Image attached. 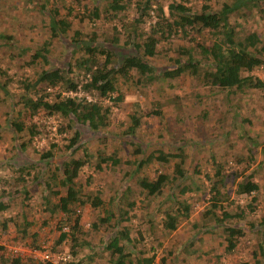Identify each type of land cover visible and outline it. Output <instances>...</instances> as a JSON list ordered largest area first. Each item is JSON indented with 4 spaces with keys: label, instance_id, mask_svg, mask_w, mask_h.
I'll return each instance as SVG.
<instances>
[{
    "label": "trees",
    "instance_id": "1",
    "mask_svg": "<svg viewBox=\"0 0 264 264\" xmlns=\"http://www.w3.org/2000/svg\"><path fill=\"white\" fill-rule=\"evenodd\" d=\"M0 3L1 13L3 0ZM70 3L67 0H40L39 3L26 0L27 10L41 15L40 25L28 27V30L44 33L39 46L21 48L15 37L16 29L4 28L0 32L1 44L17 48L20 58L29 57L22 68L36 70L35 77L22 76L14 80L9 70L0 68V108L8 102L7 112L0 118L6 117L4 126L12 133L16 149L14 158L6 163L0 162V168L11 169L13 177L12 180L0 178V231L5 233L13 226L17 236L12 239L14 244L31 239L32 242L25 246L32 250L41 248L34 228L48 226V222L44 220L39 224L38 219L31 215L28 218L24 212L32 210L30 190L39 187L42 190L40 213L47 214L49 219L61 215L59 237L52 252H57L64 243L71 244V256L60 264H90L94 261L95 247L85 237L97 233L101 223L108 225L116 215L112 239L104 247L109 264H157L155 254L125 250L126 244L134 251V235L144 241L141 232L134 233L130 226L136 201L120 193L118 214L110 213L106 210L103 191L87 190L92 177L88 178L85 187L77 186L76 180L85 168L102 175L128 166L133 169L126 171L125 176L132 177L157 165L159 168L153 178L144 176L136 182L139 195L147 201V206H151L157 198L169 192L167 202L172 205L162 214V228L166 234L175 232L182 219H189L190 204L185 195L191 190L183 183L189 181L184 147L172 146V152L158 148L146 155L151 143H141L136 137L143 118L137 103L133 105L137 112L130 114L129 127L122 133L105 132L104 129L113 126L112 107H120L125 102L121 88L125 83L129 89L140 88L139 92L145 94L147 88L158 82L173 89L172 82L188 77L213 95L225 94L229 103L232 95L252 92L264 95V34H259L257 27L253 30L243 25L255 14H259L258 21L264 20V0H227L219 8L212 0H90L83 5L80 0H71ZM74 4L83 11L75 12ZM75 25H78L77 29H73ZM101 25L110 27L104 29L102 26V31ZM259 27L263 28L262 24ZM57 44L67 49L61 60L53 56ZM257 70L262 72V77L254 74ZM14 87L15 92L11 91ZM105 100L112 105H104ZM180 103L181 99L175 96L166 102V106L179 113ZM156 106L159 108L162 103L157 102ZM40 114L58 118V133L68 136L63 138L66 143L63 146L52 142L46 150H34V159L27 151L42 133L33 122ZM207 117L205 110L201 116L203 123ZM2 129L0 123V131ZM229 134L221 129V136ZM92 138L112 139L118 147L111 152H92L89 147ZM121 141L132 146L134 161L123 160L119 155ZM78 152L81 156H77ZM210 153L215 173L213 177L208 173L205 175L211 184L208 207L203 217L194 221L197 238L184 248L186 257L196 256V242H202L203 235L214 234L218 229L225 237L226 252H232L244 236L242 221L257 210L258 197L264 190V186L255 181L254 173L241 175L235 194L246 203L224 208L223 203L229 199L224 192L227 190L226 181L231 176L225 169V162L216 160L212 151ZM263 165L264 158L260 167ZM201 173L197 166L196 174ZM127 189L130 192V187ZM178 190L184 197L181 202L175 193ZM195 191H201L200 187L196 186ZM18 199L21 200V212L3 218L4 213L17 208L14 205ZM88 206L105 215L97 216L98 223L85 229L83 212ZM259 223L251 227L262 234L258 249L253 253L254 258L258 257L254 264H261L260 258L264 257V217ZM83 249L90 254L78 259ZM4 252L0 254V264L40 263L31 258L25 261L12 259ZM164 261L163 258L160 264H165Z\"/></svg>",
    "mask_w": 264,
    "mask_h": 264
},
{
    "label": "rangeland",
    "instance_id": "2",
    "mask_svg": "<svg viewBox=\"0 0 264 264\" xmlns=\"http://www.w3.org/2000/svg\"><path fill=\"white\" fill-rule=\"evenodd\" d=\"M70 1L67 0L69 4H71ZM80 1L81 5L90 2V0ZM3 2L2 12L0 13V32L4 28L16 29L15 37L19 41L21 48L28 45L33 46V48L39 46L44 40V33L28 30V27L40 25L41 15L36 12H29L26 0H3ZM35 2L39 3L40 0H35ZM226 2L227 0H212V3L218 8L220 4ZM72 7L75 12L79 11L81 13L83 11L77 4L72 5ZM258 15L255 14L251 21H247L243 25L246 29L255 30L259 28L257 29L259 34H264V20L258 21ZM18 21L21 22L19 24L21 26L18 25ZM261 24L263 28L259 27ZM102 26L101 30L103 29ZM103 27L104 29H108L110 25ZM77 28L78 25H75L73 29ZM2 42L0 41V44ZM65 52H67V49L57 44L53 51V56H56L57 60H61ZM17 54V48H10L6 47L5 44H1L0 68L9 70L10 74L14 76V80L22 76L35 77L33 76L36 71L34 68H22L24 62L29 57L27 56L23 59L18 57ZM157 63L159 64V62ZM38 71L39 68H37ZM254 74L262 77V72L258 70ZM172 84L174 86L173 89L165 83L158 82L155 86L147 88L145 94L139 92L140 88L129 89L127 83L123 84V87L121 84L122 91L125 94V102L120 107H112L113 115L111 119L113 126L104 129V131H114L117 134L122 133L129 127L130 114L137 112L133 106L137 103L140 105L139 111L143 114V118L136 137L141 143H151L146 150V155L149 151L158 148L172 152L173 149H170L172 146L184 147L187 162L186 171H188L189 181H184L183 183L189 185L191 190V192L185 195L190 204V218L182 219L175 232L166 234L162 228V214L172 205L170 202H167L169 192L166 191L164 195L157 198L154 203H151V206H147V201L139 195L136 182L144 176L153 178L155 171L159 168L157 165L154 167L149 166V168L142 170V175L132 177L125 176L126 171L133 169L128 166L119 167L116 169V172H104L102 175L94 174L91 169L85 168L76 180V184L77 186L82 185L85 187L88 178L92 177L91 185L87 190H102L104 201L106 202V210H109L110 213L118 214L117 205L120 193L136 201L137 205L133 212L130 226L133 228L134 233L137 231L141 232L144 241L141 242L139 237L134 235L135 249L132 251L131 246L129 247L125 244L124 247L127 252L146 251L151 255L155 254V262L157 264H160L163 258L165 259V264H254L258 257L254 258L253 253L258 249L262 234L259 231H255L257 229H251V227L255 224H260L259 222L263 220L264 190L258 197L257 210L242 221L241 225L244 236L232 252H226L227 243L220 229L216 230L214 234L203 235L202 242L201 240L200 242H196L195 249L198 252L196 256L186 257L183 250L191 240L197 238V230L193 227L194 221L203 217L204 211L208 207L211 184L206 180L205 175L208 173L210 177H213L215 173L210 151H212L216 160L225 162V169L231 176L226 181L227 190L224 192L229 196V199L227 203H223L224 208L230 205L228 207L231 209L237 204L244 205L246 203L245 199L238 198L235 194L236 184L241 181V175L246 176L254 173L255 181L264 186V165L260 167V162L264 158V95L260 92H252L249 95H232L228 99L229 103L225 99V94L213 95L209 89L200 85L195 79L184 77L172 82ZM14 85L16 86L17 84L14 83ZM11 91L15 92L16 87L12 88ZM175 96L181 99L179 113L171 111L166 106V102L175 98ZM88 98L91 100L90 97ZM157 102H161L162 106L158 108L156 106ZM103 104L112 105L108 100H105ZM153 104H155L154 108L152 107ZM7 108L8 102H5L0 108V116L7 112ZM205 110L208 112V117L207 121L203 123L201 116ZM5 118H0V123L3 125V129L0 131V162L4 163L8 159L14 158L16 154L14 141H12V133L4 126ZM33 122L37 124L42 133L34 140L32 148L27 151L29 156H33L36 159L33 153L36 150L39 152L48 149L49 144L52 142H56L60 146L66 144L63 142V138H67L68 135L58 133L60 123L58 118L40 114L33 119ZM221 129L230 132L229 136H221ZM240 136H243V138ZM92 139H90L92 142L89 144L92 152L98 150L111 152L116 149V146L118 147V144L113 142L112 139L107 141L98 138ZM252 141L258 145L254 146ZM120 147L121 151L119 155L123 160H135V156L132 154V146L129 143L121 141ZM77 156H81V152H78ZM197 166H199L202 172L201 175L196 174ZM162 170H167V168H162ZM11 176V169L0 168V178L12 180L13 177ZM191 182L196 185L194 186ZM196 186L200 187L201 191L196 192ZM128 187H130L131 193L128 192ZM41 192L42 190L39 187L30 190L31 201L29 203L32 210L24 212L28 215V218L31 215L38 219L39 224L42 221L44 222V220L48 222V226L41 227L39 225L38 227L37 225L34 228V232L38 234V245H41L40 249L47 250L56 255L61 254L68 258L71 256V244L69 242L58 247L57 252H52L54 243L59 237L58 228L60 227L61 215L49 219L47 214L40 213L42 211ZM179 192V190L175 192L177 196H180ZM110 198H112V201H109ZM183 198V196H180L179 201H183ZM20 205L21 200L18 199L17 204L14 205L17 208L12 209L10 213H4L2 217L8 218L16 212H21ZM99 215L104 216L105 214L104 212L98 213V211L91 209L89 206L86 207L83 212L84 228L88 229L91 225L98 223L97 216ZM116 218L117 215L108 225L101 223L97 233H94L91 237H85L95 247L96 257L90 264H109V258L104 251V247L106 242L112 239V227L115 224ZM263 230L264 228L262 227ZM15 237L17 236L13 226H10L9 230L5 233H1L0 231V254L2 251H5L4 253L6 254V250L16 247L22 251L23 248H27L25 246L26 243L32 242L29 239L26 242L19 241V244H14L12 239ZM87 253L90 254L89 251L83 249V251H80L78 259H81ZM91 254H93V251ZM260 260L261 264H264V257L260 258ZM38 261L40 263L36 264H45L44 261Z\"/></svg>",
    "mask_w": 264,
    "mask_h": 264
},
{
    "label": "built area",
    "instance_id": "3",
    "mask_svg": "<svg viewBox=\"0 0 264 264\" xmlns=\"http://www.w3.org/2000/svg\"><path fill=\"white\" fill-rule=\"evenodd\" d=\"M11 247V246H10ZM15 247V246H13ZM9 248V246H7ZM6 256L12 258V259H21V260H28L29 258L33 260H41L44 262H52V264H60L61 262H65L69 259V257L62 256L61 254L56 255V254H51L47 250L43 249H37V250H32L30 248H23L22 251L16 248H10L9 250H6ZM28 257V258H27ZM40 262V261H38Z\"/></svg>",
    "mask_w": 264,
    "mask_h": 264
}]
</instances>
